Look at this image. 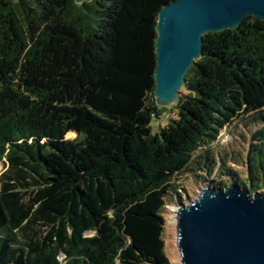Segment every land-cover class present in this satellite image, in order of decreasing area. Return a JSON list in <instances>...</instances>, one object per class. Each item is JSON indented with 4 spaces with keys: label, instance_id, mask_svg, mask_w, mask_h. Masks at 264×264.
I'll list each match as a JSON object with an SVG mask.
<instances>
[{
    "label": "trees",
    "instance_id": "obj_1",
    "mask_svg": "<svg viewBox=\"0 0 264 264\" xmlns=\"http://www.w3.org/2000/svg\"><path fill=\"white\" fill-rule=\"evenodd\" d=\"M173 1L0 0V264H171L182 174L264 196V22L206 34L165 109L156 23ZM236 120L247 144L215 154Z\"/></svg>",
    "mask_w": 264,
    "mask_h": 264
},
{
    "label": "water",
    "instance_id": "obj_2",
    "mask_svg": "<svg viewBox=\"0 0 264 264\" xmlns=\"http://www.w3.org/2000/svg\"><path fill=\"white\" fill-rule=\"evenodd\" d=\"M247 17L264 22V0H176L163 6L156 23L155 104L177 106L186 75L202 57L203 37L235 30ZM175 214L182 264H264L261 193L234 184L203 187Z\"/></svg>",
    "mask_w": 264,
    "mask_h": 264
},
{
    "label": "rangeland",
    "instance_id": "obj_3",
    "mask_svg": "<svg viewBox=\"0 0 264 264\" xmlns=\"http://www.w3.org/2000/svg\"><path fill=\"white\" fill-rule=\"evenodd\" d=\"M173 106H170L171 108ZM166 113V112H165ZM164 113V114H165ZM172 116V115H171ZM169 122V119L167 117H163L161 120H154L152 122V133L155 134L159 131L158 125H166ZM248 135L247 129L244 127V122L242 120H236L234 123H232L230 126L223 129L221 132L218 141L212 146L214 149L215 154L219 152V150H222L223 148H236L237 143L241 144H247V142H244L242 140V136ZM77 136H70L67 137L68 139H75ZM242 168H236L237 171H239ZM0 167V172H1ZM183 186L187 189V191H184L186 195H182L183 201L182 204H188L195 200V198L198 195V192L203 187H210V183L202 180H195L194 176L188 175V174H182L181 175ZM211 180V178H210ZM233 184L232 181H227L225 186ZM214 188V187H213ZM176 198L172 199V203H167L163 215L165 216L166 220V227H165V234H164V240L166 243V254L170 260L171 264H182L181 263V256L177 252V243H176V214L175 209L178 206ZM88 236H91V234H87ZM60 260L63 264H66L67 260L64 256L60 257Z\"/></svg>",
    "mask_w": 264,
    "mask_h": 264
},
{
    "label": "bare ground",
    "instance_id": "obj_4",
    "mask_svg": "<svg viewBox=\"0 0 264 264\" xmlns=\"http://www.w3.org/2000/svg\"><path fill=\"white\" fill-rule=\"evenodd\" d=\"M70 136H75V135L74 134H69L68 137H70Z\"/></svg>",
    "mask_w": 264,
    "mask_h": 264
}]
</instances>
